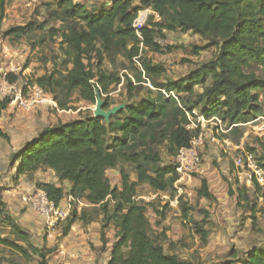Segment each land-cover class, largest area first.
<instances>
[{
	"label": "rangeland",
	"instance_id": "obj_1",
	"mask_svg": "<svg viewBox=\"0 0 264 264\" xmlns=\"http://www.w3.org/2000/svg\"><path fill=\"white\" fill-rule=\"evenodd\" d=\"M71 1L80 4L92 14L100 13L113 2V0ZM131 1L142 10L148 8L142 6L141 0ZM258 1L260 0H250L254 5ZM70 10L72 7L59 6V0H12L0 25V73L21 74L18 80L20 85L44 75H52L55 82L53 93L45 91L49 97L45 107L39 105L31 110H24L11 105L14 108L13 112L6 116L3 122L10 139L0 137V160H8L4 176L9 175L8 167L12 165L11 156L16 152L18 142L23 141L28 135L22 128L26 122L17 123L16 128L9 122L11 116L14 117V114L18 113L16 116L21 115V120H28L31 115L35 114L37 117L42 115L43 120L53 124L94 115L96 104L86 103L80 97L79 91H74L68 99L66 97V76L73 65L70 63L71 48L64 43L63 36L73 29L86 28L82 11L76 16H70ZM148 19L149 24L159 31L156 41L161 45V51L157 52L140 44L139 55L132 59H128L121 49L110 54L104 53L102 68L120 79L119 83L110 86L107 94L112 105L126 103L138 106L143 100L154 99L164 112L160 122L151 128L154 138L148 136L142 140L140 137L136 138L131 148L125 150L137 152L143 157L156 154L158 161H150L153 171L156 164L167 167L177 162V156H172L167 141L171 129L169 123L171 116L180 114L179 117L182 115L187 117L189 120L187 127L194 134L202 130L201 114L205 102L194 105V113L188 112V106L193 105L192 102L197 100V95L212 84V79L206 86L193 85L195 92L193 96L169 90L168 83L170 80L188 76L202 63L217 57L219 50L216 46L206 47L196 56L194 46L210 44L209 37L191 30L170 31L161 27L163 20L153 9ZM17 26H27V29L24 33L4 35L5 31ZM162 33L165 36H162ZM97 46H100V42H97ZM126 46L131 49L133 42H128ZM168 47L172 49L169 51ZM91 56L94 58L93 70L97 75L96 53L92 52ZM149 60L154 64L163 65L166 69L165 74L159 78H151L143 66V62ZM248 69L264 78V60L252 61ZM129 81L132 82V98L128 96ZM2 82L0 78V84ZM258 94L264 106V88H260ZM55 97L67 101L68 109L61 110L54 100ZM55 103L62 112L57 110ZM21 111L22 113H19ZM124 116H119L115 124L118 125ZM37 117L31 123L32 128L42 123ZM251 123L249 117L243 118L236 127L225 123L219 133L216 132L219 129L216 127V120L212 124L204 123L207 136L200 147L198 162L211 167L213 169L211 172H218L220 176L209 185L211 193L221 194L215 195L214 200L203 203L199 188L188 183L189 176L202 178L198 169L187 170L181 175L182 178L174 185L177 193L174 188L159 193L146 183L137 186L138 202L147 206L146 216L151 225L150 232L164 244L168 253L174 252L194 264H241L243 256L249 250L264 245V201L257 198L255 185L246 186L235 177L232 160L224 141L228 138L234 144H238L244 140L251 146L250 148L253 147L258 157L260 154L264 156ZM110 138L109 144L113 145L116 133ZM121 169H124L132 180H136L137 166L121 160L118 169L108 172L112 186L121 183ZM41 170L42 173L46 172L44 168ZM0 178V184L4 181L7 184L6 187L4 183L0 185V202L3 199L6 204L5 212L0 215V264H105L118 240L117 218L113 217L109 224L106 223L103 232L100 233V227L102 230L106 221L100 219L102 212L97 206L70 208L65 219H61L54 229L49 230L45 226L44 217L22 201L23 195L31 193L26 188L31 186L30 183H34V176L26 177L24 181L27 183L10 181L8 177ZM244 189L245 191L240 194L239 191ZM179 191L182 196L177 200ZM157 209L165 213V218L156 212ZM110 210L112 211V204ZM201 210L208 211V214ZM7 216L15 221L26 237L16 232ZM71 220H74V226L80 225L79 229L73 228L72 225L65 235ZM200 227L207 233L206 239L198 231ZM163 231L166 239L161 235ZM5 240L22 246L27 253H21L16 248L5 245L3 243ZM171 242L174 245L173 250H170ZM232 251L239 256L230 258ZM42 253L45 254V259L42 258Z\"/></svg>",
	"mask_w": 264,
	"mask_h": 264
},
{
	"label": "trees",
	"instance_id": "obj_2",
	"mask_svg": "<svg viewBox=\"0 0 264 264\" xmlns=\"http://www.w3.org/2000/svg\"><path fill=\"white\" fill-rule=\"evenodd\" d=\"M11 1L0 0V25L6 17ZM141 4L152 8L162 18L161 27L170 31L191 30L209 37L210 44L194 46L196 56L206 47L216 46L219 50L217 57L202 63L188 76L170 80L168 83L169 90L193 96V85L206 86L212 79V84L197 95L193 105L188 106V112L194 113V105L205 102L202 119L219 118L233 127L238 126L243 118L249 117L254 121L263 115L264 106L260 102L258 90L264 88V78L255 71H249L248 67L252 61L264 60V0L255 5L250 0H141ZM59 6L72 7L70 16H76L82 11L83 20L86 22V28L73 29L63 36L64 43L71 48L70 63L73 65L66 76V97L68 99L74 91H79L82 99L96 104L97 95L100 94L101 98H104V108L109 109L114 106L107 96L109 88L119 83L120 79L102 68L103 54L121 49L128 59H132L139 55L140 44L159 52L161 45L156 41L159 31L149 22L140 31L133 27V21L142 8L134 6L131 0H113L110 7L95 14L89 13L86 8L71 0H59ZM26 27H12L5 31L4 35L24 33ZM162 36L165 34L162 33ZM97 42H100L99 47ZM128 42H133L131 49L126 46ZM168 49L170 51L172 48ZM92 52L97 56V75L93 70ZM143 66L151 78H159L166 72L163 65L154 64L151 60L143 62ZM20 77L21 74L15 72L0 73V78L10 84L17 83ZM29 84H37L44 91L51 93L55 86L52 75L38 77ZM131 85L132 82L129 81L130 98L133 97ZM54 100L61 110L68 109L67 101L57 97ZM9 102L8 98L2 99L0 112ZM121 115L125 116L116 125ZM163 115V110L154 99H146L138 106L127 104L111 116L109 124L103 117L94 116L59 122L47 127L40 137L25 142L21 149L13 154L12 165L17 164L18 177L32 176L42 168L52 169L60 181L71 184L67 195L71 197L72 202L77 198H85L92 206L101 210V215L106 221L103 223L102 232L106 223L109 224L113 217L118 219V240L112 248L108 264H194L174 252L168 253L164 244L152 236L151 225L146 216L147 206L139 203L137 199V186L142 183L159 192L173 189L181 177L176 164L167 167L156 164L151 171L150 161H158L156 154L143 157L137 152L125 151L131 148L136 138H154L151 128L160 122ZM179 115L169 119L171 129L167 141L173 157L177 156L180 149L190 148L192 137L195 135L187 127L188 118ZM115 133L114 144L110 145V137ZM0 137L10 139L1 127ZM256 138L264 153V141ZM121 160L137 166L136 180H132L130 175L121 169L120 186H112L107 172L109 169H118ZM259 161L264 169V156L261 154ZM34 189L44 191L57 207L66 195L65 188L50 183H36ZM175 191L177 193L176 189ZM243 191L245 189L239 193L242 194ZM255 193L258 199L264 201V187L257 181ZM199 195L210 200L215 199L206 178L201 180ZM5 208L6 204L2 199L0 215L5 212ZM201 211L208 214L206 210ZM156 212L165 218L164 212H159L158 209ZM185 212L187 213V210ZM7 218L16 232L26 237L15 221L10 216ZM73 224L74 220H71L65 235ZM198 231L204 239L207 238V233L201 227ZM161 235L166 239L165 231ZM3 243L21 253H27L22 246L14 242L5 240ZM173 247L171 242L170 250H173ZM41 256L45 259L44 253ZM237 256L239 255L235 251L230 253L232 259ZM241 264H264V245L249 250L243 256Z\"/></svg>",
	"mask_w": 264,
	"mask_h": 264
},
{
	"label": "built area",
	"instance_id": "obj_3",
	"mask_svg": "<svg viewBox=\"0 0 264 264\" xmlns=\"http://www.w3.org/2000/svg\"><path fill=\"white\" fill-rule=\"evenodd\" d=\"M151 11L152 9L150 7L139 11L137 17L133 21V27L136 30L140 31L142 27L146 25ZM0 97L2 99L8 98L10 100V105L24 110H31L39 105H46L49 99L48 94L37 84L31 85L28 82H25L23 85H20L18 82L10 84L6 80H3L0 84ZM202 120V130L192 137L191 147L182 148L177 154L175 166L180 175L187 170L197 169L200 166V162H198L200 156L199 150L200 147L203 146L207 136L204 123L212 124L214 122L213 119ZM215 120L217 124L216 127L219 128L216 132L218 131L219 133L222 130L221 126H223L225 122L219 118ZM251 125L253 127L252 130H255L257 133L256 137L264 141V113L256 120L252 121ZM224 141L227 148L226 150H228L232 160V167L236 174L235 177L246 186L255 185L257 181L264 187V169L260 166L259 157L256 152L253 151V147L250 149L249 147L251 146H248L244 140L238 144H234V142L230 141L228 138L224 139ZM180 191L182 190L180 189ZM180 196L181 193L176 199ZM22 201L44 217L45 226L49 230L54 229L55 225L58 224L61 219H65L68 214V211L64 208L55 206L54 202L51 201L48 195L42 190L33 189L31 193L23 195Z\"/></svg>",
	"mask_w": 264,
	"mask_h": 264
},
{
	"label": "crops",
	"instance_id": "obj_4",
	"mask_svg": "<svg viewBox=\"0 0 264 264\" xmlns=\"http://www.w3.org/2000/svg\"><path fill=\"white\" fill-rule=\"evenodd\" d=\"M2 101V98L0 97V102ZM86 103H89V101H86V100H84ZM54 105V104H53ZM55 106H56V103H55ZM43 107H45V105H43ZM57 107V106H56ZM13 109L14 108H12L11 107V105H7V107L5 108V109H2L1 110V112H0V127L3 129V131L4 132H6L9 136H10V134L4 129V126H3V122H4V119L6 118V116H10V114H11V112H13ZM56 109V108H55ZM57 110H59L58 109V107H57ZM60 111V110H59ZM60 112H62V111H60ZM19 113H22V111L21 112H19ZM18 113H16V114H14V117L13 116H11V119H10V121L9 122H11L12 124H13V126L14 127H16L17 128V123H22L23 124V122H26V124L22 127L23 128V130L25 131V132H27V134L28 135H26L25 136V138H24V140L23 141H19L18 142V147H17V150L16 151H18V150H20L21 149V147L23 146V144L25 143V142H27V141H30V140H32V139H35V138H38V137H40V135H42V133H43V131L47 128V127H51V126H53V125H56V124H58V123H53V124H51V123H48V122H46L45 120H43L42 118L44 117V116H42V115H38V117L34 114L33 116L31 115L29 118H28V120L26 119V120H21L20 119V116L21 115H19V116H16ZM27 114V113H26ZM42 116V117H41ZM37 117V119H40L41 121H42V123L39 125V126H35L34 128H32L31 127V123L34 121V119ZM77 119H83V118H77ZM73 120H75V119H73ZM47 121H48V119H47ZM72 121V120H71ZM6 122V121H5ZM68 122V121H67ZM30 130V131H29ZM2 138V137H1ZM0 157H1V154H0ZM12 157V156H11ZM8 160H0V177H2L3 179L4 178H6V177H8V179L10 180V181H21V182H23V183H27V182H25L24 180L26 179V177H28V175H24V176H17L16 175V166H17V164L16 165H11V167H8L9 168V175H5L4 176V174L7 172V167L5 168V166H7V164H8V162H7ZM45 170H46V172H44V173H42L41 171L42 170H38L37 172H35L32 176H34V183H30L31 184V186L30 187H28V188H26L27 190H29V191H32L34 188H35V186H36V183H50V184H53V185H56V186H61V187H63V188H65V190H66V195H65V198L62 200V202L60 203V207L61 208H64L66 211H69V209L70 208H77V209H80V207H83V206H89V205H91L90 203H89V201L87 200V199H85V198H77L74 202H72V199H71V197L69 196V195H67V190H69V188L71 187V184L69 183V182H62V181H60V179H59V177L55 174V172L52 170V169H49V168H44ZM198 170V172L200 173V175H202V178H206L207 179V181H208V186L212 183V182H215L217 179H219L220 178V176H219V174H218V172H211V171H213V169L211 168V167H207V165H205V164H202V163H200V166L197 168ZM111 170H116V169H109L108 170V172L109 171H111ZM210 171V172H209ZM108 172H107V174H108ZM209 173H211V174H209ZM224 174V173H223ZM10 175L12 176V179H10ZM182 178V177H181ZM202 178L200 179V178H194V177H191V176H189L188 177V183L189 184H194L195 186H197L199 189H200V187H201V180H202ZM223 181V180H222ZM0 182H1V178H0ZM4 183V187H6V185L7 184H5V181L4 182H2V184ZM2 184H0V185H2ZM225 185H226V183H225ZM117 186H120V184H117ZM225 186H223V188H224ZM210 190V189H209ZM226 191V190H225ZM30 193V192H29ZM160 193V192H159ZM213 193V195L215 196H221V194H218V193H216V192H212ZM215 196V197H216ZM178 200V199H177ZM201 201L203 202V203H208V201H210V199H208V198H205V197H201ZM205 209V208H204ZM100 219L101 220H103V216L101 215L100 216ZM100 220V221H101ZM208 219H206V221H207ZM79 226L80 225H73V228H75V229H79ZM74 232H76V230L74 231ZM100 233H101V227H100ZM83 246V245H82ZM229 257H230V255H229ZM231 258V257H230ZM109 260H110V257H108V259H106L105 260V264H108V262H109Z\"/></svg>",
	"mask_w": 264,
	"mask_h": 264
},
{
	"label": "water",
	"instance_id": "obj_5",
	"mask_svg": "<svg viewBox=\"0 0 264 264\" xmlns=\"http://www.w3.org/2000/svg\"><path fill=\"white\" fill-rule=\"evenodd\" d=\"M105 102L101 98L100 94L97 95V103L96 108L94 110V117H103L106 122L109 124L111 116L116 114L117 112L121 111L123 108L126 107V103H121L118 105H114L109 109L104 108Z\"/></svg>",
	"mask_w": 264,
	"mask_h": 264
}]
</instances>
